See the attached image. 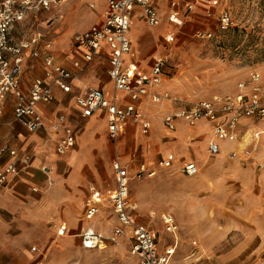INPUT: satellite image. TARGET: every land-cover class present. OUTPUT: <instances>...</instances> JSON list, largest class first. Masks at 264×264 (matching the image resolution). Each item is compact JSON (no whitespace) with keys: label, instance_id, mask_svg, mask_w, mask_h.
Listing matches in <instances>:
<instances>
[{"label":"rangeland","instance_id":"rangeland-1","mask_svg":"<svg viewBox=\"0 0 264 264\" xmlns=\"http://www.w3.org/2000/svg\"><path fill=\"white\" fill-rule=\"evenodd\" d=\"M106 2L107 0H67L49 12L40 13L38 16L40 24L37 27L45 32L49 39L56 41V44L58 40L65 38L66 42L72 45L74 34L100 22L98 17L102 11L104 12ZM91 3L95 6L92 7ZM208 4L207 0L201 1L199 5L204 7L202 13L198 8L192 14L200 12L198 14L200 16L195 15V18L190 19L182 27L177 25L179 20L174 19L167 9L163 11L161 26H169V30L155 35V31L161 26L152 29L148 27L149 33L145 38L152 39L155 35L150 48L161 50L154 58L163 57L165 60L162 83L158 91L168 92L171 97L161 103H154L151 99L146 101L160 108L163 105L167 106L169 108L167 113L215 96L235 94L238 83L248 79L253 71L264 74V0H221L220 5L216 9L213 8L212 15L218 18L221 8L228 9L234 18V24L228 30H220L217 18L208 19L206 14V11L210 10ZM135 22L140 31L144 30L143 22L139 19ZM26 27L31 29L30 24ZM208 29L213 31L211 38L197 36L198 30ZM14 34L17 35V32L14 31ZM168 36H173L174 39L168 41ZM99 65L101 62L96 59L82 76L97 77L96 67ZM174 98L180 101H174ZM144 112L147 114L146 110ZM161 113L163 118L166 111ZM65 114L67 116V112ZM162 118H159L161 126L165 128ZM245 122H248L246 124L249 127L264 130V119H248ZM101 124L102 122H98L96 127ZM180 127L183 128L184 124L181 123L179 129ZM137 129L143 136L147 135L142 133L139 126ZM157 130L154 128L152 131ZM249 130L251 136L252 128H246L245 131ZM173 132L175 131L171 133ZM129 133L130 130L119 146H123L121 150L123 161L130 166L132 175L138 171V162L133 158L134 153H138V160L145 157L148 165L154 168L157 167L159 160L171 153L176 154L174 164L171 167L158 168L154 177L134 178L131 181L130 193V203L136 206L139 221L158 232L160 249L167 245L176 246L172 264H247L248 259L243 258V253L248 247L243 232V223L246 221L242 220L244 214L250 210L253 200L248 199L250 193L246 191L243 173L252 167L256 168L254 170L258 174L257 177H260L264 173V164L258 166V160L264 159L263 153L256 154L261 159L250 157L243 161L231 160L223 153L218 157L209 158L206 164L202 163L201 157H197L199 153V156L204 158L206 147L177 145L173 148L167 144L171 139L165 137L163 141L166 143V149L154 152L153 159L150 160L147 146L141 140L137 142L133 140L131 149L129 148L130 145H127L130 140ZM85 135L86 132L83 136ZM206 139L197 138L201 142L207 141ZM262 144L264 145V139ZM223 147L230 150L234 148V144L224 141ZM243 147L244 145L240 144V148ZM182 150L194 157L183 156ZM189 161L197 162L200 166L201 171L198 175L189 176L183 171L184 165ZM114 179L113 174L110 175L107 186L111 184L112 188H115ZM88 194L89 187L83 192V203ZM106 206H109L108 202H105ZM145 206L153 211H144ZM164 212L172 213L179 223V229L175 234L166 231L162 221ZM84 213L83 206L82 217ZM110 213V208L106 207L96 220L105 224ZM113 227L108 231L101 228L99 230L105 238H109ZM50 230V226L41 228L28 224L21 232L19 230L11 232L9 238L12 243L15 240L24 242L25 248L34 253L37 264H98L106 260L113 264H138L137 259L129 252L130 240L126 237L120 238L116 243L107 239L106 246L87 249L83 245L82 237L72 234V230L59 237L56 232L51 233ZM34 247L37 249L34 250ZM11 252L12 258L19 256L17 249H12Z\"/></svg>","mask_w":264,"mask_h":264},{"label":"built area","instance_id":"built-area-1","mask_svg":"<svg viewBox=\"0 0 264 264\" xmlns=\"http://www.w3.org/2000/svg\"><path fill=\"white\" fill-rule=\"evenodd\" d=\"M66 1L0 0V114L9 96L14 95L16 120L32 132L40 130L45 126V120L38 110L39 104L54 102L56 88L71 93L72 82L79 79L88 66L107 49L108 72L115 92L108 95L98 86L86 87L84 93L75 95L81 116L86 119L100 110L105 111L109 133L114 140L122 136L129 124L139 126L143 134H149L152 121L141 105L147 99L154 103L170 99L168 92L158 91L162 83L165 60L158 57L151 73H139L136 64L126 61V56L133 50L130 30L136 19L145 21L151 27L160 25L163 18L160 5L162 2L167 5L173 18H179L182 6L193 10L196 0L185 3L183 0H107L103 21L73 36L75 46L82 51V58L72 61L73 69L56 62L51 53L53 41L47 39V34L37 27L40 24V13L49 12ZM219 1L210 0L213 5H217ZM91 6L94 7L95 4L91 3ZM218 17L220 30H228L233 26L234 18L228 9L223 8ZM27 24L31 25V29L26 27ZM197 34L199 37L211 38L213 31L198 30ZM172 39L167 38L168 41ZM39 58L45 63V74L35 78L31 87L25 91L21 85L22 76L30 61ZM120 93L127 94L129 101L121 97ZM174 101L180 100L174 98ZM67 117L66 114H60L52 125L54 131H63L57 140L59 154H66L76 144V133L67 124ZM163 119L164 126L170 131H175L180 121L192 126L201 120L211 122L212 139L207 147L210 157H218L224 152V141L238 143L244 140L246 128H252L251 140L242 151L237 148L228 154L230 159H241V153L250 157L258 146H263L264 130L249 127L243 124V120L264 119V74L253 71L248 79L238 83L237 93L201 100L189 107H179L167 113ZM4 153H9L12 159L0 169V188L7 186L12 175H17L23 168L29 167L31 158L28 154L20 156L17 149L7 145L0 149V154ZM175 160V154H171L159 160L155 168L141 163L137 167L138 171L132 175L128 164H124L119 158L115 159L113 171L116 187L106 194L92 187L85 217L94 221L102 213L105 202H108L119 224L113 228L109 238H105L93 226L87 228L82 234L84 247L102 248L107 245V239L116 243L120 238L126 237L130 240L129 252L137 259L138 264H172L176 246L167 245L160 249L158 232L139 221L136 206L130 203V193L134 178L154 177L158 168L171 167ZM183 171L189 176H196L201 169L197 162L189 161L184 165ZM162 221L169 233L175 234L178 231L179 223L172 213H162ZM65 229L63 227V231L59 232L62 234ZM33 249L36 250L37 247ZM98 264L113 263L106 260Z\"/></svg>","mask_w":264,"mask_h":264},{"label":"crops","instance_id":"crops-1","mask_svg":"<svg viewBox=\"0 0 264 264\" xmlns=\"http://www.w3.org/2000/svg\"><path fill=\"white\" fill-rule=\"evenodd\" d=\"M183 1L185 3L188 0ZM201 1L205 0H196V7L193 10H188L183 5L181 17L174 18L179 20V24L177 23V25L182 27L190 19L195 18V15L200 16L198 14L204 10V7L199 5ZM207 1H209L208 5L210 8V10L206 11L207 17H209L208 19L217 18L212 15V10L220 5L221 0L216 6L210 0ZM160 5L162 15L166 9L169 11L165 3L162 2ZM198 8L200 12L192 15ZM223 8L220 9L219 14ZM98 18L101 22L103 19V11ZM140 21L143 22L145 28L140 31L136 26V22L132 26L130 38L132 40L133 50L126 56V61L136 64L139 73L149 74L152 71L156 59L154 57L161 51L160 48L151 49L150 43L155 38L156 33L162 34L169 30L170 27L161 26V23L158 25L161 28L155 31L154 37L152 39H146L145 37L149 33L148 27L151 26L143 20ZM155 27L152 26L151 29ZM171 37L173 38V36H168V38ZM46 38L49 39L47 35ZM52 41L53 47L51 53L56 62L73 69L72 61L82 58V51L75 46L73 38L72 45H69L65 38L58 40L57 44L56 41ZM153 58L154 61L151 63ZM96 59L101 62V65L96 67L97 77L93 75H81L79 79L72 82L73 90L71 93H66L56 88V99L54 102L39 104L38 110L44 115L45 120V126L40 130L32 132L16 120L14 115L16 97L14 95L9 96L3 107V112L0 114V149L7 145L9 148L17 149L20 156L28 154L31 158L29 167L23 168L17 175H12L7 186L0 188V264H37L34 253L28 248H25L24 242L15 240L12 243V240L9 238L11 232H16L15 230L21 232L28 224L41 228L50 226V232H56L58 237L65 235L69 230H72V234L82 237L83 232L91 226L100 232L99 228L108 231L109 228L119 224L118 218L110 206H106L110 208L111 213L107 220L108 222H105V224L98 219L94 221L88 220L85 217V213L84 217H82L81 210L84 206L86 212V204H88L87 200L91 196L92 187H96L103 193L114 189L111 184L107 186L108 177L112 174L114 176L113 161L115 159L119 158L124 163V156L121 151L123 146L120 147L119 144L127 136L129 130L130 140L127 143V145H130L129 148L131 149L133 140L134 142L141 140L147 146V153L150 154L148 156L150 160L153 159L154 152L160 149L164 150L166 147V143L163 141L165 137L171 139L167 142L170 147H176L177 145L185 147L195 145L197 148L200 146L206 147L204 158L201 155L199 156V153L197 156L198 158L201 157L202 163L207 164L208 159L211 158L207 152L209 140L212 139L211 122L201 120L198 124L192 126L185 121H180L176 129L177 131L175 130L173 134L171 133L172 131L169 132L170 130L161 126V119H159L162 118L161 112L166 111L167 114L169 111V108L165 105L160 108L147 101L142 103L141 107L146 110L152 121L150 133L143 136L141 132L139 133L136 125L129 124L121 134V138L119 137V142V138L114 140L110 136L108 117L105 111L100 110L90 118H83L75 95L84 93L85 88L88 86H98V88L104 90L108 95H113L115 92L114 83L108 72L109 60L107 57V49ZM44 74L45 63L43 59L31 60L22 76V88L27 91L31 87L33 80L37 77L44 76ZM120 95L129 101L127 94L120 93ZM65 112H67L68 116L67 124L72 126L76 133V144L66 154H59L56 148L57 140L63 134V131L59 133L54 131L52 125L56 122L58 116L65 114ZM154 117L156 118L154 119ZM247 120L244 119L243 124L248 123L245 122ZM98 122H102V124L96 127ZM181 123L184 124V127H180L179 129ZM154 128L158 130L153 132ZM85 132L87 135L83 136ZM198 137L207 138V141H198ZM175 138H177V141H175ZM232 143L234 144V148L224 150L223 152L226 156L231 150L237 148L240 152L242 151L240 142ZM261 147L256 148L257 152L254 151L250 156L251 159H261L260 156L256 155H261V153H263L262 157H264V146ZM85 148L86 151H84ZM260 148L261 150L259 151ZM137 154L134 153L133 158L135 162H138V166L141 163H145L150 167L147 162L148 160L145 157L143 160H138ZM182 155L190 158L194 157L191 154L187 155L184 151ZM241 155V159L233 158L231 160L243 161V159L250 158L243 156L242 153ZM11 159L12 157L9 153L0 154V169L10 162ZM258 161V166L264 164V159ZM254 169L256 168L251 167L243 173L246 191L250 193V195L248 194V199L249 201L253 200V204L249 208L250 210L244 214L242 220L243 222L244 220L246 221L243 223V232L246 237V245L248 246L243 253V258L248 259L249 262L246 260L247 264H264V173L260 177H257L258 174ZM110 186L111 188H108ZM88 187L89 194L86 196L84 204L83 192ZM106 207H104L103 211ZM143 210L147 212L153 211L150 207L146 206L143 207ZM63 227L66 229L61 234L59 231H63ZM12 249H17L19 256L12 258Z\"/></svg>","mask_w":264,"mask_h":264},{"label":"bare ground","instance_id":"bare-ground-1","mask_svg":"<svg viewBox=\"0 0 264 264\" xmlns=\"http://www.w3.org/2000/svg\"><path fill=\"white\" fill-rule=\"evenodd\" d=\"M166 103V102H165ZM251 130H249L247 132V134L244 137V141H241L240 144L244 145V147L246 146V144H248V142H250L251 136H250ZM264 146V145H263ZM153 214V213H152Z\"/></svg>","mask_w":264,"mask_h":264}]
</instances>
